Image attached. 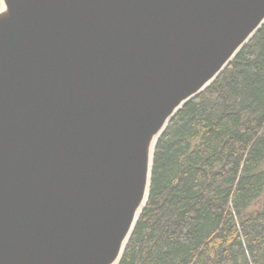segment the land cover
<instances>
[{"label":"water","instance_id":"obj_1","mask_svg":"<svg viewBox=\"0 0 264 264\" xmlns=\"http://www.w3.org/2000/svg\"><path fill=\"white\" fill-rule=\"evenodd\" d=\"M264 0H0V264H119L179 110Z\"/></svg>","mask_w":264,"mask_h":264},{"label":"trees","instance_id":"obj_2","mask_svg":"<svg viewBox=\"0 0 264 264\" xmlns=\"http://www.w3.org/2000/svg\"><path fill=\"white\" fill-rule=\"evenodd\" d=\"M119 264H264V25L159 138Z\"/></svg>","mask_w":264,"mask_h":264}]
</instances>
